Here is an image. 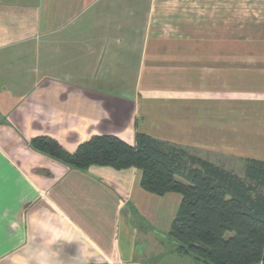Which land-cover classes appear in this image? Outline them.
Returning a JSON list of instances; mask_svg holds the SVG:
<instances>
[{"label":"crops","instance_id":"crops-1","mask_svg":"<svg viewBox=\"0 0 264 264\" xmlns=\"http://www.w3.org/2000/svg\"><path fill=\"white\" fill-rule=\"evenodd\" d=\"M138 132L264 162V0H0V264H203L170 237L180 194L30 145Z\"/></svg>","mask_w":264,"mask_h":264},{"label":"trees","instance_id":"trees-1","mask_svg":"<svg viewBox=\"0 0 264 264\" xmlns=\"http://www.w3.org/2000/svg\"><path fill=\"white\" fill-rule=\"evenodd\" d=\"M30 145L81 172L91 166L136 168L145 191L180 194L183 200L170 237L185 255L203 264H264V162L245 160L241 178L140 132L134 146L113 135H99L75 153L50 137L35 138Z\"/></svg>","mask_w":264,"mask_h":264},{"label":"rangeland","instance_id":"rangeland-1","mask_svg":"<svg viewBox=\"0 0 264 264\" xmlns=\"http://www.w3.org/2000/svg\"><path fill=\"white\" fill-rule=\"evenodd\" d=\"M193 156L195 155L194 153H191ZM196 156V155H195ZM219 167L220 168H222V169H224V168H226V167H224V166H222V164L220 165L219 164ZM231 167H233V164H231ZM233 168H235V167H233ZM226 169H229V170H227V171H230V172H232L233 174H235V175H237V176H239V177H241V178H244V164L242 165H238V166H236V168L234 169V170H231L230 168H226ZM225 170V169H224ZM232 236V234H228L227 235V237H231ZM170 240L168 241V244H170Z\"/></svg>","mask_w":264,"mask_h":264}]
</instances>
